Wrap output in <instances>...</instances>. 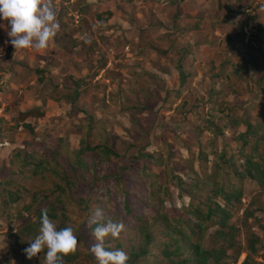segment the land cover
Returning a JSON list of instances; mask_svg holds the SVG:
<instances>
[{"label": "rangeland", "instance_id": "rangeland-1", "mask_svg": "<svg viewBox=\"0 0 264 264\" xmlns=\"http://www.w3.org/2000/svg\"><path fill=\"white\" fill-rule=\"evenodd\" d=\"M53 4L61 28L46 54L41 53L53 58L51 69L28 65L27 49L15 51L7 35L10 26L0 19L5 26L0 27V264H45L44 253L26 258L23 249L30 238L18 244L16 234L28 218L36 219L32 210L53 199L56 191L65 207L58 205L55 223L75 226L81 253L77 264H98L90 251L96 209L105 221L124 225L118 239L106 240L108 250L128 254L141 243L144 225L155 239L143 264H161L165 226L153 219L161 200L160 212L172 218L176 230H187L192 242L210 246L222 235L188 210H206L205 197L217 181L244 189L242 202L232 207V222L240 227L236 238L244 250L241 263L250 232L264 234V189L252 179L241 181L234 168L218 167L223 163L218 156L234 157L242 168L236 119H248L264 134V0ZM77 52L87 69L76 64ZM179 62L185 68L183 83ZM17 66L24 67L28 79L21 85ZM77 70L84 75L73 73ZM76 90L73 104L70 95ZM36 106L44 110L42 116L19 119L22 111ZM88 145L92 149L80 152ZM55 148L61 163L54 160L50 166L44 154L50 157ZM263 149L264 140L259 142ZM72 170V182L65 186ZM205 174L213 177L201 181L194 198L186 194L192 180H203ZM10 192L21 199L11 202ZM34 193L35 206L27 211L23 206ZM248 211L255 213L246 217ZM194 224L208 227L203 235L199 226L191 233ZM176 237L186 243L182 234ZM256 246L249 264H264V237L263 245Z\"/></svg>", "mask_w": 264, "mask_h": 264}, {"label": "trees", "instance_id": "trees-1", "mask_svg": "<svg viewBox=\"0 0 264 264\" xmlns=\"http://www.w3.org/2000/svg\"><path fill=\"white\" fill-rule=\"evenodd\" d=\"M253 18V17H252ZM244 28V27H243ZM178 77L180 81L183 83L186 74L185 68L182 62L178 64ZM180 83V82H179ZM163 84H166L163 81ZM181 85V83H180ZM179 88V87H178ZM177 88V89H178ZM75 94V95H74ZM74 94H71V102L74 104L79 91L76 90ZM43 111L39 106L33 107L29 110L22 111L20 113L19 119L26 120L30 116L40 117L43 115ZM235 124H241L238 128V134L236 135V140L240 142L238 144V158L240 161L242 160V168H238L236 163L238 162L234 157L225 158V154L221 152L218 156V160H222V165L218 167H223L226 165L227 167L232 170L234 168L235 174L239 177L241 181L244 179H252L260 185L261 189H264V149L263 151L259 150V142L264 140V134L259 131V128L253 126L248 119H236L234 120ZM30 127L29 124H27ZM250 146V151L245 152L244 149L247 145ZM86 149H92L91 146H86L85 148H81V151ZM109 153H113L117 155L116 152L111 147H106L105 149ZM19 153V151L17 152ZM146 157H150L153 159L152 154H143ZM46 160L50 162V166L56 160L58 163L60 162V150L53 149L51 152V156L48 157L47 153L44 154ZM199 157L201 155L199 154ZM27 161V160H26ZM28 162V161H27ZM25 162V163H27ZM70 166L73 167V163L71 159L69 160ZM42 163H39V168H43ZM145 166V164H143ZM217 165V164H216ZM49 166V167H50ZM194 166H192L193 168ZM52 169V168H51ZM218 170V168H217ZM69 176L66 177L65 186H68L72 179L71 177L74 176L73 170L70 173H67ZM178 180L182 181L180 176H177ZM205 179H194L191 182L190 188H187L186 191L190 197L194 198L193 190L198 189L200 186L201 181L210 180L213 175H204ZM213 186L212 194H208L205 197L206 202V210H201L200 208L196 209H189L188 212L190 214H195L197 220L204 222L209 221L211 226H216L217 229L215 230L214 234H221L223 239L220 241H215L216 243H212L210 246H203L200 242H192L190 237L192 234H189L187 230H176V228L172 224V218L169 217L167 214H161L160 209L164 205V201H160V206L157 209L156 216L153 218L155 219L154 222H161L164 228V235L166 237L165 240L161 242V247L163 249L162 256H161V264H237L239 262V258L244 251L239 244V240H237L236 235L240 230L239 226H236L232 222V218L234 216V212L232 207L237 206L242 202L244 189L243 187H238L236 185H232L230 188H227L224 184L219 183ZM64 191L66 187L63 188ZM58 191L55 192V196L53 199L47 201L43 205H38L34 208L36 194L34 193L30 203H27L23 206V208L27 211H31L33 208L34 218H28L25 223L19 227L17 231V238L16 241L18 244L22 243L24 239L27 238H35L39 234L40 222H41V209L47 208L49 218L55 222V219L60 217V212H58V205H62L65 207V200L63 196L57 195ZM10 201L16 202L21 199V196L17 192H10ZM184 195V194H180ZM218 197L221 198L224 203L218 200ZM64 204V205H63ZM246 217H250L254 215V211L244 212ZM62 216L67 217V213L64 209H62ZM190 219H188L189 221ZM62 223L56 224L57 228H64L69 227L68 224L61 220ZM64 222V224H63ZM63 224V225H61ZM59 225V226H58ZM196 225V226H195ZM95 226H97L95 224ZM199 226L200 233L203 235L206 228L208 227L203 226L202 224H194L191 225L190 232H194L196 227ZM73 229L75 226L71 224ZM262 229L264 230V224H261ZM141 231V243L139 246L132 245L130 250L128 251L129 260L127 264H143L147 262L148 255L150 253L149 246L154 242L155 234L150 231L146 226L140 227ZM176 234H182L186 239V243L181 244L180 240L176 237ZM251 240L250 243L247 245L245 251L247 252L246 257L244 260L239 264H249V260L251 259V253H255L258 251V247L256 244L261 242V246L263 245V237L264 234L261 236L258 233L250 232ZM109 250H114L109 247ZM45 255V253H44ZM81 253L77 251L75 255H69L64 257L62 264H77L76 261L79 259Z\"/></svg>", "mask_w": 264, "mask_h": 264}, {"label": "clouds", "instance_id": "clouds-1", "mask_svg": "<svg viewBox=\"0 0 264 264\" xmlns=\"http://www.w3.org/2000/svg\"><path fill=\"white\" fill-rule=\"evenodd\" d=\"M0 19L8 22L7 35L15 51L34 50L45 53L60 31L57 10L53 0H0ZM0 27H5L0 25ZM95 243L90 251L98 264H127L128 254L120 249L108 250L106 240L118 239L124 230L123 223L104 220L101 209H96L92 221ZM79 250V240L72 227L57 228L48 215V209H41L39 234L29 240L23 249L28 260L45 253V264H62L64 257L75 255Z\"/></svg>", "mask_w": 264, "mask_h": 264}, {"label": "crops", "instance_id": "crops-1", "mask_svg": "<svg viewBox=\"0 0 264 264\" xmlns=\"http://www.w3.org/2000/svg\"><path fill=\"white\" fill-rule=\"evenodd\" d=\"M2 44L0 43V46H1ZM76 49L78 50V49H80L79 47H78V45H77V47H76ZM89 48H87V50H88ZM2 49L0 48V51H1ZM24 50L25 49H21V51H19L20 52V54H23V53H25L24 52ZM33 52V53H32ZM85 52H88V51H86L85 50ZM1 53V52H0ZM27 53H29L28 54V59L27 58H25L24 56L25 55H23V57H24V60H26L27 61V63H28V65H30V66H33V65H36L37 67H42V69H48V67H49V69H51L50 68V66L52 65V64H54V61H53V58H49V57H46V56H44V58H42L43 57V55L41 54V55H38L34 50H27ZM44 54V53H43ZM46 54V53H45ZM79 52H77L76 53V58L78 59V61L79 62H76V64L77 65H83L85 62H84V60H83V57H82V55L80 56L81 58H79ZM37 55H38V57H37ZM59 57V56H58ZM58 57H57V59H58ZM39 58V59H38ZM22 59V58H21ZM44 59V60H43ZM33 61V62H32ZM41 63H40V62ZM31 62H32V64H31ZM37 63H39V64H37ZM43 63V64H42ZM48 65H50V66H48ZM35 66V67H36ZM83 67H86V69H87V65H83ZM23 66L21 67V66H17V69H16V71H18L19 72V75L20 74H22L21 76H23L21 79H19V84L18 85H21L22 84V82H26V81H28V79H26V73L24 72V70H23ZM77 68H73L72 67V70H76ZM37 71V70H36ZM4 73H5V71H3ZM35 72V71H34ZM73 73H75L77 76H79V77H82L84 74H83V72L82 73H80L78 70L77 71H75V72H73ZM164 75H165V73H164ZM101 76V75H100ZM100 76H98V78L97 79H99L100 78ZM66 77V76H65ZM68 78H70V75L68 76ZM23 83V84H24ZM48 101L49 102H54L53 101V99H51V98H48ZM31 109V108H30ZM27 110H29V109H27ZM25 111V110H24ZM30 117H34V116H30ZM30 117H28V118H30ZM36 118V117H35Z\"/></svg>", "mask_w": 264, "mask_h": 264}]
</instances>
